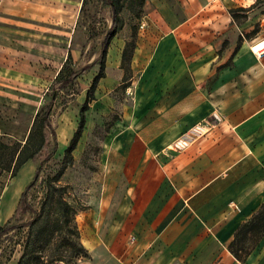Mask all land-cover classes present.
I'll list each match as a JSON object with an SVG mask.
<instances>
[{
	"label": "crops",
	"instance_id": "1",
	"mask_svg": "<svg viewBox=\"0 0 264 264\" xmlns=\"http://www.w3.org/2000/svg\"><path fill=\"white\" fill-rule=\"evenodd\" d=\"M257 1L146 0L128 84L107 66L83 111L73 151L81 156L92 128L104 134L95 188L76 215L87 256L71 264H264V227L238 234L264 209V45L251 49L264 36L247 38L231 15ZM82 2L0 0V92H36L56 77ZM85 98L60 117V153ZM195 125L205 132L184 144ZM25 167L0 224L34 162L1 191L0 203Z\"/></svg>",
	"mask_w": 264,
	"mask_h": 264
},
{
	"label": "rangeland",
	"instance_id": "2",
	"mask_svg": "<svg viewBox=\"0 0 264 264\" xmlns=\"http://www.w3.org/2000/svg\"><path fill=\"white\" fill-rule=\"evenodd\" d=\"M145 2L146 0L143 3L139 0H121L119 8L121 28L107 46L104 71L106 75L108 66L110 75L120 77L122 73V82L117 78L119 85L128 84V78L132 75L130 60L137 41ZM233 19L237 24H241V28L246 29L247 32L242 30V33L247 38L260 30L264 36V0L257 1L245 11L238 10ZM110 25V6L103 0H85L74 29L71 31L72 54H69L63 63L60 74L54 79L49 76L43 77L42 85L40 84L41 89L36 92H25L18 89L0 92V142L7 147L4 151L8 152L18 146L21 156L31 154V160L36 168L38 167L37 179L27 192V199L33 211L19 213L10 219L9 224L14 227L0 237V264L17 262L28 237L30 224L36 218L41 202L47 194H51L52 201H58V193H60V197L69 202L76 215L87 207L85 199L88 196V189L95 188L94 179L104 129L92 128L86 134L81 156H78L80 150L73 151L76 158L58 151L56 131L60 117L71 106H79L97 73L101 42ZM263 45L264 40L254 44L251 49L257 53ZM70 72H75L76 76L71 81L65 82L63 79ZM34 84L38 85V81ZM107 95L112 96L111 90ZM48 104H51L47 114L50 126L42 128L45 146L38 151L37 146L41 138L39 126L44 114L41 113L37 117L35 115L40 107ZM66 117L71 118L69 115ZM60 147H62L61 144H59V149ZM27 169V167L23 168L9 190L3 193L0 216L10 210L17 190L27 180ZM10 174V171L3 174L0 195L4 186L9 183ZM59 188L61 190H58ZM57 215H59V206L53 203L49 208V222L53 223ZM76 215L69 229L65 227L61 232H55L51 242L43 251L47 264L59 259L64 263L78 261V257L73 256L78 247L75 232ZM68 240H73L76 245L74 242L69 243Z\"/></svg>",
	"mask_w": 264,
	"mask_h": 264
},
{
	"label": "trees",
	"instance_id": "3",
	"mask_svg": "<svg viewBox=\"0 0 264 264\" xmlns=\"http://www.w3.org/2000/svg\"><path fill=\"white\" fill-rule=\"evenodd\" d=\"M139 1L143 3L145 0H139ZM84 2L85 0H83L82 6ZM103 2L110 6L111 25L101 42L100 53L98 56L99 68L97 73L93 77L91 84L86 92V98L80 110L81 116L79 121V127L74 132L73 137L69 141L67 148L64 150V154H68V155H72V151L75 148L76 143L80 137L81 128L84 123L83 111L87 108L88 102H90L94 98L93 92L96 88L98 80L101 77H104L105 75L104 73L105 56H106L107 46L109 45L111 39L116 35L117 31L121 28L119 24V20H120L119 8L121 5V0H103ZM238 10L245 11L246 9L240 8V9L231 10L232 18H234L235 13ZM63 66L59 70L57 76L62 71ZM75 76H76L75 72H70L63 80L65 82H69ZM50 108H51V104L42 106L38 109L35 115V117H37L41 113L44 114L41 125L39 126V130L41 132V138L37 146L38 151L42 150L45 146V136L43 135L42 128L46 126L47 127L50 126L49 120H47V114ZM5 148H7L6 145L0 142V186H1L3 174L5 172L10 171L11 173L10 178L14 177L17 174L18 170L21 168V166L25 164L28 160H31L32 158L31 154L22 157L21 150H18V146H16L13 150L12 149L9 150L8 152L4 151ZM37 172H38V167L35 170V174L31 182L21 192L12 216L3 224H0V237L2 234L6 233L8 230L14 227L12 224H9V221L12 217H14L19 213H26L33 211V208L27 199V192L36 181ZM58 190L61 189L59 188ZM58 195H59L57 199L58 201H52L53 197L51 196V194L50 195L47 194L44 197L43 201L41 202L40 210L36 218L30 224L28 237L25 243L23 244L21 255L19 256V259L17 260L16 264H47L44 260L43 251L45 250L46 246L51 242L52 238L54 237V233L61 232L65 227L69 229L70 224L75 221L74 216L76 214L74 212L73 207L69 204V202H67L66 200L60 197V193H58ZM53 203L59 206V215L55 217L53 223H50L49 208H51ZM75 226H76L75 232L78 241V247L77 250L74 251L73 256L76 258L78 257V259H80L81 257L87 256V251L84 249L83 245L80 242L79 230H78V226L76 225V222H75ZM259 227H264V209L260 211L250 223L241 227L238 230V234H241L242 232H246L254 228L258 229ZM68 242L70 243L74 241L68 240ZM74 245H76L75 242ZM233 252L234 254H237L235 251ZM60 262L62 261L59 259L51 262L50 264H57ZM69 263L71 264L75 262H68V264Z\"/></svg>",
	"mask_w": 264,
	"mask_h": 264
},
{
	"label": "built area",
	"instance_id": "4",
	"mask_svg": "<svg viewBox=\"0 0 264 264\" xmlns=\"http://www.w3.org/2000/svg\"><path fill=\"white\" fill-rule=\"evenodd\" d=\"M204 132L205 130L201 125H195L189 131L184 133V135L181 137V141L184 144L191 143L200 137Z\"/></svg>",
	"mask_w": 264,
	"mask_h": 264
}]
</instances>
